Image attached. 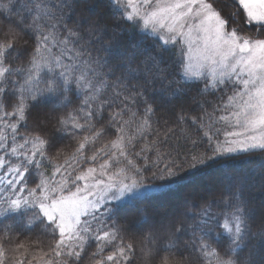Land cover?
Masks as SVG:
<instances>
[{
	"label": "snow or ice",
	"instance_id": "1",
	"mask_svg": "<svg viewBox=\"0 0 264 264\" xmlns=\"http://www.w3.org/2000/svg\"><path fill=\"white\" fill-rule=\"evenodd\" d=\"M254 188L264 0H0V264H264Z\"/></svg>",
	"mask_w": 264,
	"mask_h": 264
},
{
	"label": "trees",
	"instance_id": "2",
	"mask_svg": "<svg viewBox=\"0 0 264 264\" xmlns=\"http://www.w3.org/2000/svg\"><path fill=\"white\" fill-rule=\"evenodd\" d=\"M81 4L87 2L89 4L95 5L96 3H99V0H79ZM24 3V0H17V10L22 11V5ZM229 11H240L242 14V9H239L237 5L231 4L229 2ZM93 12L99 11V9L95 8L93 6L92 8ZM24 15H27V13H23ZM231 89L225 88L223 92H217L216 95L213 96H208L207 97V102L203 104V109L206 110L207 112L211 113L214 111V107L219 103V99L222 95L225 94H230ZM189 114L190 115H202V110L201 107L197 104H192L191 108L189 109ZM219 113H217L218 115ZM205 120L207 121V117H205ZM220 126V125H217ZM71 149L69 148V151ZM260 162V156L257 155H252L249 157H237L236 160L229 165L228 167L234 168L237 171L240 170H248L251 171L254 169ZM35 177V173L33 174V177L29 178V184L31 185L32 179ZM209 181L207 179H204L202 177H197L195 179H191L189 181H186V187L181 188L180 190L176 191L172 196L166 198L165 200H162L158 202V207L161 208H167L169 211L172 210V207L174 205L176 206L175 211L181 210L185 197L189 194L196 195L197 190L202 186L208 184ZM252 196L254 200L259 203L262 199H264V192L260 191L258 188H254L252 191ZM173 200V201H172ZM23 238V237H21Z\"/></svg>",
	"mask_w": 264,
	"mask_h": 264
},
{
	"label": "rangeland",
	"instance_id": "3",
	"mask_svg": "<svg viewBox=\"0 0 264 264\" xmlns=\"http://www.w3.org/2000/svg\"><path fill=\"white\" fill-rule=\"evenodd\" d=\"M173 201V200H172ZM174 207L176 208V206L174 205ZM174 207H172V210L171 211H173V210H175V208Z\"/></svg>",
	"mask_w": 264,
	"mask_h": 264
}]
</instances>
